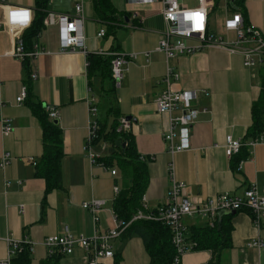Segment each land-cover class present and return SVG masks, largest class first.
I'll use <instances>...</instances> for the list:
<instances>
[{
  "label": "crops",
  "instance_id": "obj_1",
  "mask_svg": "<svg viewBox=\"0 0 264 264\" xmlns=\"http://www.w3.org/2000/svg\"><path fill=\"white\" fill-rule=\"evenodd\" d=\"M181 1L188 7L197 5V0ZM110 2L117 15L113 23L101 17L96 0H83L81 33L86 53L78 47L72 51L60 50L58 24L43 23L34 45L41 53L30 58V72H34L35 77L30 74L27 77L22 61L6 54L12 51L16 39L21 40L26 27L17 30L16 38L3 24L5 11L0 5V116L11 119L12 126L8 134H2L0 124V159L3 153L10 155L9 163L0 167V236L33 241L31 250L22 248L29 252L30 264L46 260L49 255L43 239L61 233L64 225L72 234L85 236L116 225L112 203L118 192L115 193L114 188L116 186L119 191L126 180L120 168L114 169V163L106 167L101 162H92L84 150L90 121L88 97L96 99V119L98 116L112 118L105 110H99L100 106L107 105L98 101L103 82L99 77H88V53H136L126 64L115 94L118 114L120 118L131 116L127 130L135 137L138 152L148 160L149 180L142 196L143 208L138 211L151 213L165 203L170 168L174 178L185 184L184 193L192 201H202L224 192L240 196L251 186L260 193L264 189V141L249 147V156L237 163L236 170L232 169L231 157L225 154L223 147L227 135L242 140L251 123V104L259 92L262 64L245 67L240 54L221 47L203 48L166 61L165 55L156 50L165 26L161 4ZM6 3L28 8L32 19L34 0H6ZM218 5L208 14V29L228 40L234 37V32L225 29L224 21L229 12L238 11H230L226 0H220ZM47 10L46 15L73 16L74 1L49 0ZM243 14L246 24L264 33V0H245ZM111 25L115 27L114 32L109 28ZM100 30H104V35L98 36ZM167 67L179 74L172 84L173 89H193L199 95L193 102L199 112L190 129V149L174 154L168 152L162 137L168 117L158 113L154 104L164 87L160 79ZM27 88L43 107L48 104L57 111L54 119L62 130V187L47 194L43 209L41 199L45 181L35 175V164L30 161V157L38 161L42 153V129L25 101ZM20 95L23 100L17 102ZM262 135L264 137V132ZM99 144L92 148L101 147L100 151L96 150L100 156L109 147L112 151L116 149L108 142ZM92 199L104 200L96 215L81 205ZM231 215L232 245L221 251L222 263L264 264V245L258 248L246 245L256 237L264 241V221L256 228L251 212L245 208ZM219 218L218 214L217 220ZM183 222L187 227L208 225L202 218L187 217ZM112 244L114 252L120 251L118 264H148L149 257L139 236L125 240L119 237L113 239ZM8 248L1 240L0 260L8 257ZM178 257L176 262L180 264H207L212 252L193 248ZM59 264H86L83 251L75 247L71 253L62 255ZM101 264H115L114 256L102 259Z\"/></svg>",
  "mask_w": 264,
  "mask_h": 264
},
{
  "label": "built area",
  "instance_id": "obj_2",
  "mask_svg": "<svg viewBox=\"0 0 264 264\" xmlns=\"http://www.w3.org/2000/svg\"><path fill=\"white\" fill-rule=\"evenodd\" d=\"M73 1V16L61 13H49L43 19V23L44 25L58 24L60 50L72 51L78 47L86 53L83 42L84 37L81 33L84 18L83 0ZM128 1L130 3L159 2L161 4V14L165 26L156 50L165 55L166 61L177 55L192 53L203 48L221 47L231 53L240 54L245 67H256L264 63V33L246 24L241 13L229 12L224 21L225 29L234 32V37L231 39L225 40L208 29V14L214 8L215 0H197V5L193 7L185 6L181 0ZM0 5H2L5 11L4 26L11 33H14L17 38V30L27 27L30 23V10L28 8L8 5L6 0H0ZM1 25L2 23H0V27ZM104 33V30H100L98 36H102ZM39 53H41V49L38 46H34L32 51H24L21 40L16 39L14 48L10 53L6 54H11L22 61L24 57L32 58ZM98 53L113 55L110 67L115 87L119 86L126 69V64L132 58H135L136 53L131 52L126 54L106 51H99ZM31 77H35L34 72H31ZM178 78L179 74L171 67H167L160 79L164 87L154 100L156 111L166 114L168 117L167 129L162 133V137L170 154L190 149V129L199 112V109L193 106V102L199 97L196 90H175L172 88L173 82ZM203 94L208 95V92L203 91ZM22 100V95L16 98L17 102H21ZM87 103L90 121L84 150L89 159L94 162L100 157L92 148V140L98 127L95 97L89 96ZM44 108L50 118H57L58 113L51 105H44ZM202 110L205 111L206 108L204 107ZM0 124L2 134H8L11 131V119L0 116ZM128 127L129 121L124 117L120 118L118 130H126ZM263 141L264 137L261 134L245 143L248 147H252ZM242 144V140L227 135L223 145L225 154L231 157L239 151ZM9 160V153H3L0 159V167L4 168L9 163ZM30 161L36 164V160L32 157H30ZM169 174L170 185L165 197V203L154 211H151V213L138 211L131 217L130 222L141 218L162 220L170 228L171 241L178 255L193 249L195 246L194 242L187 239V225L183 222L184 218H202L208 225L213 226L220 212L237 211L245 208L251 212L252 221L256 228H260L264 221V189L260 193L254 186H251L240 196L224 192L202 201H192L184 193L186 191L185 184L174 178L172 168H170ZM7 184L5 182L6 186ZM114 190L115 193L118 192L116 186ZM81 205L92 212L93 215H96V212L104 205V200L92 199L82 202ZM21 208L23 207L21 206ZM128 224L129 222L116 219L114 227L101 231L95 230L90 236L82 234L74 235L69 231L68 226L64 225L61 233L46 236L42 243L47 248L49 256L53 254H69L75 247H79L83 251V258L86 264H101L102 259L114 256L112 240L119 238ZM1 240L7 243L9 254L6 259L0 260V264H10L13 255L21 251L23 247H27L28 251L31 250L34 244L29 239L18 240L11 235L0 236ZM246 245L258 248L264 245V241L260 237H256L248 241ZM177 254L175 261L179 259Z\"/></svg>",
  "mask_w": 264,
  "mask_h": 264
},
{
  "label": "trees",
  "instance_id": "obj_3",
  "mask_svg": "<svg viewBox=\"0 0 264 264\" xmlns=\"http://www.w3.org/2000/svg\"><path fill=\"white\" fill-rule=\"evenodd\" d=\"M220 0H215V6ZM49 0H34V15L29 25L21 34V41L24 51H32L39 33L43 27V19L46 16ZM230 11L241 12L243 19L245 0H226ZM96 7L102 18L106 21L114 22L117 15L116 9L110 0H96ZM123 22V21H122ZM114 32L115 27H109ZM111 54L88 53L87 75L99 77L102 89L98 91L100 100L104 101L106 107L100 106L99 110H105L106 115H112L110 122L104 116L97 117L98 127L96 129L93 145L101 142L113 144L114 149L109 156H100L96 161L103 163L106 167L114 162L121 169L122 177L126 183L119 189L113 199L112 207L117 220L129 222L120 235L121 240H125L134 235L142 239L144 248L148 254V264H180L175 261L176 249L171 242V231L167 224L158 219H135L130 222L131 217L143 208L142 196L148 185L149 175L147 159L141 155L136 147L135 137L129 130H118L120 116L118 112L117 99L115 94V84L111 72ZM30 58L24 57L22 64L27 69V77H30ZM259 92L251 104V123L242 139V146L239 151L231 156V167L236 170L237 163L249 156V147L246 145L249 139L260 136L264 132V64L260 66ZM30 74V75H29ZM26 103L30 106L42 129V153L36 161L35 175L44 179L45 189L41 199L42 209L46 202L47 194L62 187L61 161L64 156L62 130L57 123H54L47 115L42 103L34 98L31 90L27 88ZM238 211V210H237ZM232 216L223 214L213 226L190 225L187 227V239L194 242L195 250H211L212 257L207 264H223L221 261V251L232 245ZM61 254H53L42 261L41 264H59ZM119 249L114 252L115 264L120 261ZM10 264H30V254L24 248L17 252Z\"/></svg>",
  "mask_w": 264,
  "mask_h": 264
},
{
  "label": "rangeland",
  "instance_id": "obj_4",
  "mask_svg": "<svg viewBox=\"0 0 264 264\" xmlns=\"http://www.w3.org/2000/svg\"><path fill=\"white\" fill-rule=\"evenodd\" d=\"M218 6H220V5H218ZM217 9H218V8H217ZM109 121L111 122V121H112V118L109 119ZM95 146H96V145H95ZM99 146H100V144H99ZM97 147H98V146H97ZM93 150H94V151H96V150H97V151H100V150H101V147H98V149H96V147H94ZM110 150L112 151L111 147L107 148V149L105 150V152L103 151L102 156H103V157H104V156H109V155L111 154V151H110ZM97 151H96V152H97ZM113 166H114V169H116V167L119 168V166H118L117 163H115V162H114V165H113ZM109 167H111V166H109Z\"/></svg>",
  "mask_w": 264,
  "mask_h": 264
},
{
  "label": "water",
  "instance_id": "obj_5",
  "mask_svg": "<svg viewBox=\"0 0 264 264\" xmlns=\"http://www.w3.org/2000/svg\"><path fill=\"white\" fill-rule=\"evenodd\" d=\"M125 118H126L127 120H131V116H130V115H127ZM53 122H54V123H57L58 120H57V119H53ZM234 213H235L234 210H230V211H222V212L219 213V216H222L223 214H234Z\"/></svg>",
  "mask_w": 264,
  "mask_h": 264
}]
</instances>
